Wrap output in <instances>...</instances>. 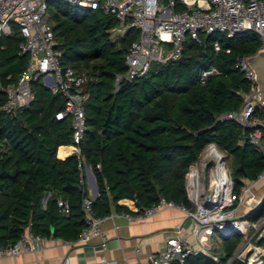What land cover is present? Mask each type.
Returning a JSON list of instances; mask_svg holds the SVG:
<instances>
[{
	"label": "trees",
	"instance_id": "trees-1",
	"mask_svg": "<svg viewBox=\"0 0 264 264\" xmlns=\"http://www.w3.org/2000/svg\"><path fill=\"white\" fill-rule=\"evenodd\" d=\"M48 10L57 50L62 53L60 64L87 76L86 133L79 149L96 179L99 195L92 205L96 217L108 216L112 207L126 211L118 205L122 200L133 201L140 212L157 204L160 197L191 209L186 176L212 144L233 161L231 176L237 199L244 180H257L264 172V152L250 142L253 129L221 119L240 111L244 96L253 87L236 65L240 58L258 53L261 42L257 34L201 35V43L188 39L185 62L154 63L146 76L123 82L116 89V76L126 74L125 55L138 32L129 31L116 39L111 33L117 25L113 16L57 0L50 2ZM22 42L16 27L10 36L0 37L3 248L14 245L28 225L38 235L76 241L86 227L82 200L89 196L78 156L58 158L60 147L73 146L72 119H57L65 107L61 95H53L36 80L31 84L33 100L28 107L12 114L1 110L7 101L5 90L18 83L29 62V55L20 53ZM216 43L219 52L214 49ZM212 67L218 73L202 84L203 72ZM252 119L264 120L261 105ZM51 191L55 196L44 205ZM58 199L68 201L67 212L57 206ZM263 219L264 198L244 217L252 224ZM258 234L252 242L264 250V239L257 242ZM241 241L240 235L229 233L222 237L223 255L218 261L199 253L184 264H228Z\"/></svg>",
	"mask_w": 264,
	"mask_h": 264
},
{
	"label": "built area",
	"instance_id": "built-area-1",
	"mask_svg": "<svg viewBox=\"0 0 264 264\" xmlns=\"http://www.w3.org/2000/svg\"><path fill=\"white\" fill-rule=\"evenodd\" d=\"M55 0H0V37L10 36L13 28L19 30L23 42L20 53L29 55L26 69L16 85L5 90L6 103L1 107L5 113L12 114L19 109L28 107L33 94L31 84L41 80L43 85L53 95H61L65 99V107L57 115L61 120L72 119V141L75 154L79 158V169L85 172L86 164L81 158L79 145L86 133L85 102L88 94L85 92L87 76L73 67L64 68L60 64L61 51L57 50V41L50 20L49 4ZM75 7L99 11L103 15L113 16L117 25L112 29V36L123 38L129 31H137L139 37L133 41L125 55L127 72L116 76V89L123 82H132L148 74L154 63L180 61L184 56V47L188 39L201 43V35L224 34L231 38L244 32H253L260 38L259 51H264V0H57ZM216 52L221 51L219 43L214 46ZM230 53L229 50L226 51ZM248 58H240L236 68L242 70L247 79L253 83L250 93L244 96V105L238 112L224 114L221 119L235 120L245 127L252 128L250 142L256 149L264 152V120H253L252 117L260 98L255 81V74L247 62ZM212 67L202 74V84L206 79L217 74ZM202 154L200 169L190 168L186 176L187 196L191 209L178 206L172 201L160 197L157 204L137 211L135 214L123 213L129 221L144 220L154 215L162 208H178L186 213L193 221L192 235L196 242L189 238L171 237L166 241L164 249L159 253L147 255L149 264H184L191 255L199 253L211 256L218 261L216 253L222 237L236 233L242 240L249 239L245 255L238 259L244 264H264V250L257 245H251L250 233L259 229L258 223H249L236 215L237 209L245 204H253L254 196L251 189L264 177V172L257 180L248 181L241 189L240 197L234 195V182L231 173L225 165L224 156L220 161L204 159ZM217 148V147H216ZM99 167V166H98ZM224 171V174L222 173ZM211 176L208 190L200 184V177ZM55 196L51 191L47 194L44 205ZM94 199L90 196L83 198L82 208L85 213L86 227L76 241L77 245H87L103 237L102 226L110 217H96L92 210ZM238 203L237 207L235 204ZM57 206L64 212L69 210L67 200L58 199ZM67 243L61 238L45 237L33 231L28 225L20 239L12 246L3 248L0 253L9 257L18 256L25 252L38 254L46 243ZM69 243V242H68ZM250 250V251H249ZM140 249H136L139 253ZM248 252H251L250 255ZM105 264H119L117 261H104ZM234 259L229 264H233Z\"/></svg>",
	"mask_w": 264,
	"mask_h": 264
},
{
	"label": "crops",
	"instance_id": "crops-1",
	"mask_svg": "<svg viewBox=\"0 0 264 264\" xmlns=\"http://www.w3.org/2000/svg\"><path fill=\"white\" fill-rule=\"evenodd\" d=\"M260 105L264 108L263 102H260ZM74 154V146H62L58 150V158L61 160ZM85 169L84 182L89 196L95 199L99 195L98 188L96 192V179L91 167L86 165ZM248 181L244 180V183L247 184ZM251 191L254 202L251 205H242L237 209L236 215L240 219L262 202L264 177L256 183ZM118 205L126 211H119L112 207L110 217L102 226L107 249L103 247L101 238L87 245H77L71 242L60 244L49 242L38 254L25 252L18 256L9 257L0 253V264H105L104 261H117L119 264H149L147 255L161 252L166 241L171 237L189 238L193 244L196 242L192 235L193 221L178 208H162L147 219L129 221L123 216V213L135 214L139 208L131 200H122ZM263 223L264 219L258 222V230L253 229L251 231L252 240L262 228ZM240 246L235 256L239 253ZM136 249H140V252L136 253Z\"/></svg>",
	"mask_w": 264,
	"mask_h": 264
},
{
	"label": "water",
	"instance_id": "water-1",
	"mask_svg": "<svg viewBox=\"0 0 264 264\" xmlns=\"http://www.w3.org/2000/svg\"><path fill=\"white\" fill-rule=\"evenodd\" d=\"M185 61H186V57L183 56L180 59V62H185ZM247 62L255 74V81L257 84L259 98L261 102L264 103V51H258V53L255 54L254 56L248 57ZM126 83L129 84L130 82H126ZM79 189L82 190L83 188L80 186ZM96 192H97V187H96ZM263 226L262 228H260V231L258 232L259 234H258L257 242L264 239ZM237 264H244V262L242 260H238Z\"/></svg>",
	"mask_w": 264,
	"mask_h": 264
},
{
	"label": "rangeland",
	"instance_id": "rangeland-1",
	"mask_svg": "<svg viewBox=\"0 0 264 264\" xmlns=\"http://www.w3.org/2000/svg\"><path fill=\"white\" fill-rule=\"evenodd\" d=\"M187 2H192V1H194V0H186ZM205 149H207V147L205 148ZM217 150L222 154V156H224V158H225V165H226V167H228V169H229V171H230V173H231V175L234 173V171H235V167H233L234 165H233V161H232V159L231 158H228L227 157V155L224 153V152H222L221 150H219L218 148H217ZM205 151V150H204ZM203 151V152H204ZM203 152H202V154H203ZM206 153V152H205ZM205 153H204V156H205ZM202 154H201V156H200V158H199V160H198V162H196V164H194L191 168L192 169H194V170H196V169H200V164H201V158H202ZM84 170H86V169H84ZM199 177H200V184H202L203 186H204V189H206V190H208V188H209V185H210V182H211V176H202L201 174L199 175ZM88 185L90 186V183L88 182ZM251 234L252 233H250V236H251ZM249 241V239H247V240H242L241 241V248L239 249V253L237 254V256H235V258H234V262L236 261V260H239L238 259V257H239V255L240 254H243L244 253V255H245V250L249 247L248 246V242ZM250 244L253 246L254 245V243H252V242H250ZM219 248H221V250H219V251H217V253H216V256L219 258L220 256H222L223 255V249H222V243L221 244H219ZM250 251V250H249ZM251 254V252H248V254H246L247 256L248 255H250ZM233 262V263H234ZM229 263H231V261H229ZM228 263V264H229Z\"/></svg>",
	"mask_w": 264,
	"mask_h": 264
},
{
	"label": "bare ground",
	"instance_id": "bare-ground-1",
	"mask_svg": "<svg viewBox=\"0 0 264 264\" xmlns=\"http://www.w3.org/2000/svg\"><path fill=\"white\" fill-rule=\"evenodd\" d=\"M221 157H222V154L217 150V148L212 147L206 150L204 159H214L219 162ZM222 173L224 174V171H222Z\"/></svg>",
	"mask_w": 264,
	"mask_h": 264
}]
</instances>
